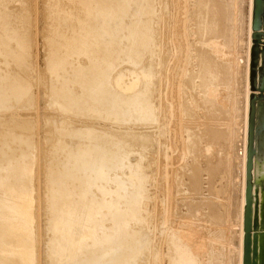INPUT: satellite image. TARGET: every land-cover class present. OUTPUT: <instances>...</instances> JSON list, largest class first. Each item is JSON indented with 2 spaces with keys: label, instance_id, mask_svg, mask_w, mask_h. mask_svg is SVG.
<instances>
[{
  "label": "rangeland",
  "instance_id": "1",
  "mask_svg": "<svg viewBox=\"0 0 264 264\" xmlns=\"http://www.w3.org/2000/svg\"><path fill=\"white\" fill-rule=\"evenodd\" d=\"M51 1L52 0H15L9 5V7L14 8L24 4L26 9H30H28L27 13V16L30 17L28 31V33L30 32V41L27 46L28 53L30 51V60H28L27 67H23V71L22 69L19 70L14 62H12L10 68L11 71L13 70L12 73L18 72L21 73V76H26V81L32 83V86L29 85L31 89L30 95L28 96L29 98L23 99L20 103L16 102L7 110H2L0 112V117L4 119H0V139L1 135L16 128V131L20 132L19 135L24 133L25 136L28 137V141L31 143L32 139L34 143L31 144H35V147L31 144V147H29V154H34L31 157H35V161L29 155L27 156V160L28 162L33 160L35 163L34 180H32V183L33 181L34 183L32 185L35 187L34 215L36 217V264H62L55 255L53 256L50 247L51 241L54 240L55 237L51 229V217L53 215L51 212L53 202L51 195H53V187L57 184L51 181L48 169H50L49 165L51 164V167H57L59 169V173L63 174L65 172L67 154L63 149L69 145H74V147L77 145L73 143L74 141L72 142V140L70 142L65 141V139L68 140L66 137V130L69 127L71 129H80V127L87 129L88 127L95 135L99 133L97 135L101 137V142L103 141L106 143L109 141L118 144L116 145V149L119 155L122 156L119 158L121 160L123 159L125 169H118V163H113L110 166H103L102 169L105 170L104 174H102V180H98V185H101L102 188L93 187L92 194L94 193L93 195L95 197H92L95 201L102 202L101 205L104 203L103 206H106L107 202H120L121 211L117 214L118 217H116L118 209L111 208L108 210V208H104V213L102 212L100 215L101 221H99L101 226L100 233L102 234L101 238H103V236L105 237L103 234H114L115 241L112 247L113 249H119V254L126 255L130 250H139V252L135 250L136 258L134 257L127 264H178L176 257L178 258V251L182 249L184 245L187 248L189 246L193 250L198 264H237V258L239 257V243L237 242L239 239V237H237L239 236V209L237 210V202L241 197L242 176L240 177V173L237 172V165L235 162L237 156L235 155L234 149L236 141H238L237 135H241L237 129L241 128V126L238 125V122L242 120L241 117H239V109L244 108L242 102L244 101L243 99H245L243 92L245 79L243 83L241 78L240 80L243 84H240L235 64L238 51L241 52L242 49L245 48V44L243 43L244 45H242V47H244L240 49L238 40V35L240 34L239 21L244 17L243 21H245L244 31L246 38L248 33V15L250 11L249 1L243 0L242 4L240 0H209V6H211V4H218V6L223 4L221 7L224 8L223 20H225L223 21V26L225 27H223V32L225 36L222 35L223 39L220 41V43L223 44L218 46L219 52L217 47H214L216 44H213V46H211L213 50L210 48L212 50H210V52L211 54L213 52L214 58H216L218 53L224 54V57L229 59L226 63H230L229 65L232 66V68L229 67L227 69L230 73L222 69L218 74V78H215L216 80H211L210 78L203 87V80L199 77V71L202 73L201 60L206 54V47H209L208 41L205 40H208L211 35L207 34V32H201L199 34L197 31L196 23H198V20L195 15L198 10V8L195 7L197 1L157 0L155 4L156 1L154 0L156 9L158 8L157 10H160L158 13V21L155 23V29L153 30V36L156 41V46L154 45V47L157 49L158 53V56L153 59L155 67L154 79H152V87L154 86V89L152 88L154 91L152 97L155 99L153 105L155 106V120H153V124L149 126L143 124V126L141 124L122 125L121 122H119V124L118 122L114 124L115 121L108 117L110 114V106L108 104L103 107L102 115L99 118L91 112L85 113L86 115L84 116L76 115L73 112L65 113L52 102L51 98L49 99L48 95H51V80L49 76L50 71H48V61L53 51L49 36L56 28H58L59 32L67 31L69 35L70 33L72 34L74 32L73 27L79 26L78 19L76 18L82 16V11L79 9L78 12L75 6L70 4L67 0L56 1L58 5L61 2L59 6L64 8L66 13L64 10H62L63 12L59 10L56 11V9L60 7L55 5V0L52 1L53 4H51ZM162 3L165 4L163 7ZM69 5H72V7H69V10L74 6L76 11L73 9L69 12ZM213 5L211 7H213ZM211 10L210 12L212 14L214 9ZM161 11L163 13H161ZM75 12L76 14L78 13V15L75 14L73 16ZM69 13L70 16L68 17ZM53 15L55 16L52 18L51 16ZM208 16H210V13ZM71 17H73V19H71ZM210 17H212V15ZM161 18H164V21ZM55 24L59 26L54 27ZM203 33L204 35H202ZM203 53L205 54L203 55ZM147 57L149 58V56ZM147 57H144L146 60L143 59L142 64L144 63L147 65V63H149L150 60ZM81 60L85 61V57H82ZM137 60H139V58ZM110 63L114 64L115 68L105 70L104 75L108 79L107 84H116L113 85L114 87L108 85L109 87L112 86L111 88H113V90L111 89V91L113 93L117 91L118 93V74L120 70L125 68L130 69L132 65L127 60L121 62V64L117 59H114V61L113 59L111 61L107 59L103 62L106 66ZM29 64L31 65L29 66ZM119 67L120 69L118 71ZM136 69L138 70L139 67ZM22 73L24 74L22 75ZM112 75H114V77ZM69 76V74H60L59 78ZM208 85L209 88L206 87ZM6 112L8 113L6 114ZM3 114L4 116H1ZM13 114L16 117H13ZM14 118L16 119L15 121H13ZM128 126L130 130L127 128ZM127 130L129 132L131 131L132 134L129 135L130 133L127 132ZM123 131H126V135L123 134ZM133 131L134 133L136 131L135 134L140 138L136 137ZM218 134L221 136H218ZM144 135H148L150 137L149 140L144 139L143 141ZM123 136L125 139H123ZM57 137L60 138L58 139L60 140L59 147L62 148V151H57L55 149V140H57ZM117 139L122 143L118 142ZM123 140H125V143L129 141L127 142L128 144H125ZM241 142H243L242 139L239 141V144H241ZM137 143L139 145L142 143V145L139 146ZM10 146L17 151L19 143L10 141ZM241 147L242 145H239V148ZM141 150L145 151L141 152ZM232 159L234 161L233 163ZM138 160H140L139 162L141 164L138 165L140 168L143 166L144 169H138ZM239 160L241 159L239 158ZM230 162L234 165H231ZM132 166H134V168ZM239 169L241 171V168L238 166V171ZM137 172H140V175ZM142 172L144 173L142 174ZM195 173L196 175H194ZM141 175L144 176H142V181ZM24 179L25 178L22 180ZM13 180L15 179L13 178ZM145 180L147 181L145 182ZM120 181L124 182V186H127L123 188L125 190L120 189L118 184ZM107 184L109 185L108 188ZM109 189L112 190L110 191ZM134 189L137 190V192H135ZM113 190L116 193L119 191L120 193L122 191L125 192H122L119 198L116 197L118 194H113ZM105 196L107 197L105 198ZM140 202H142V204ZM233 202H235V204ZM39 203H41V205ZM139 203L141 206H139ZM128 204L134 209L132 210L131 206ZM49 207H51V209ZM131 210L133 213H131ZM138 211L141 215L138 214ZM37 213H40V216H38ZM125 214L126 217H124ZM131 215L133 217L136 215V217L133 218ZM118 220H120V222ZM122 220H124V224ZM121 224L127 226L123 227ZM102 230L105 232L102 233ZM234 235L237 236L233 239ZM106 243L104 242V244ZM178 244L181 247L178 246ZM93 246L94 245L91 244L89 250L98 251L100 253L98 257H100L101 254H105L103 261L105 264H109L113 254H109L110 250L108 251V246ZM141 253L143 256H141ZM234 256H236L235 260ZM83 257L84 255H81L78 260L80 261ZM10 260L11 262H7L8 264H14L16 261L14 258ZM0 264L2 263L0 262Z\"/></svg>",
  "mask_w": 264,
  "mask_h": 264
},
{
  "label": "bare ground",
  "instance_id": "2",
  "mask_svg": "<svg viewBox=\"0 0 264 264\" xmlns=\"http://www.w3.org/2000/svg\"><path fill=\"white\" fill-rule=\"evenodd\" d=\"M14 1L15 0H0V112L2 110H7L9 107L12 106V104L16 102L20 103L23 101V99L27 98L30 95V90H31L29 85L32 86V83L30 82L28 83L26 81L27 80V78L25 79L26 76L23 77L20 75L21 73H18V72L12 73L13 70L11 71V68H10V65L12 64V62H14V64L17 65L18 69L19 70L22 69L23 71V67L28 65V60H30L29 58L30 51L28 53V50H27L28 42L30 41V35H29L30 32L28 33L30 17L27 16L29 8L26 9V7H24V4L23 5L21 4L20 6L15 5L16 7L14 8L9 7L10 3ZM56 1L58 2V0L54 1L55 5H58L56 4ZM67 1L70 4H73L75 8L78 10V12L80 9V11H82V16L80 17L78 16L76 18L78 19L79 26L73 27L74 32L72 34L70 33V35L68 34L67 31L59 32L58 28L54 29L53 31V28H52L53 32L49 36V40L53 46L52 47L53 51L51 53L52 55L48 61V69H49L48 71H50L49 76L51 80L50 82L51 83V87H50L51 95L50 96L48 95L49 99L51 98L52 102H54L56 106H58L59 109L65 113L73 112L76 115L84 116L86 115L85 113L91 112L100 118L103 112V107L108 104L110 106V114L108 117H110L111 119L115 121L114 124L115 123L117 124V122L118 124L119 122H121L122 125L123 124H128V125H131V124L133 125L141 124L142 125L143 124V125L149 126L153 124V120H155V116H154L155 106H153L155 99L152 97V93L154 92L153 91L154 86L152 87V82H153L152 79H154L153 77H154V67H155L153 59L156 58V56H158L157 49L154 47V45L156 46V41L153 36V30L155 29V23L158 21V18H159L158 13L160 10V9L157 10L158 8L156 9V5H154V2L156 1L155 2L156 4L157 0L155 1L154 0H67ZM164 1H167V0H164ZM196 1L197 3L195 7L198 8V10L196 9L197 13H195L196 19L198 20V23H196L197 31L199 34L201 32H204V33L207 32V34L211 35L209 36L208 40H205V41H208L209 43V47L208 46L206 47L207 50L209 51L206 50L205 51L206 54L203 53V55L205 54V56L203 58L204 60L203 59L201 60L202 73L199 71L200 73L199 77L202 78L203 80L202 85L204 87L206 84V81H209L210 78L211 80L215 79L216 77L218 78V74L221 72L222 69H225L226 72L228 73L229 70L227 69L229 67L232 68V66L229 65L230 63L229 64L226 63V61L229 59L228 58L226 59L224 57V54L218 53V55H216V58H214L213 52L212 54L210 52L211 49L213 50V48H211L213 44H216V46L214 47H217V49H218V46H221L223 44V43H220V41H222L223 39L222 35L225 36L223 32V27H224L223 21H225L223 20V14H224L223 9L224 8L221 7L223 6V4H221V6H218V4H215V5L211 4V6L213 5V7H211L209 6L210 5L209 0L207 1L196 0ZM242 1L243 0H240L241 3ZM248 1L250 3L249 5L250 11L248 15L249 17H248L247 37L245 38V31H244L245 21H243L244 17L241 18L239 21L240 34L238 32L239 34L238 40L240 43V49L244 47V46L242 47V45L244 44H245V48H243L241 52L238 51V55L236 57V64H235L239 80L242 78L243 80L242 82L244 83V79H245L244 89H243L245 99H243L244 101L242 102L244 108L239 109L240 111L239 117H241L243 121L237 120L239 121L238 125L241 126V128H238L237 130L240 132L241 135H237L238 141H236V146L234 149L235 155L237 156L236 161H235L237 165V172L240 173V177L242 176L241 177L242 178L241 197H240V200H238L237 202L238 203L237 210L239 209V227H238L239 236H237L238 235L237 234V235H234L233 237V239L236 236L239 237V239L236 238L239 240V241L237 240V242L239 243L238 244L239 257L237 258L238 260V263L236 262L237 264L244 263V237H245L244 221H245V206H246V189H247V181H248L247 161H248L250 100H251V95L253 93H257V94L259 93L258 91L254 92L251 88V60H252V48L254 45V42H253L254 0H248ZM51 4H53V2ZM164 5L165 4H163L162 7ZM70 6L72 7V5H69L68 10ZM74 6L70 10H73ZM211 9L212 10L214 9L212 14L210 12ZM58 10L59 11L64 10L65 12V9L61 7L59 9H56V11ZM74 11L76 10L74 9ZM161 13L163 12L161 11ZM209 13H210V16L212 15V17L208 16ZM75 14L76 12L73 14V16ZM76 15H78V13ZM54 16L55 15L51 17L53 18ZM69 16H70V13L68 17ZM59 19H60V16H59ZM71 19H73V17H71ZM61 23H62V20H61ZM57 24H55L54 27H58L59 25L56 26ZM204 33L202 35H204ZM261 47L263 49L264 44ZM218 52H219V49H218ZM147 56H149V58ZM82 57H85V61L81 60ZM144 57H147L150 60L149 63H147V65L144 63L142 64V60L144 59ZM138 58L139 60H137ZM107 59H109V61H111L112 59L113 61L114 59L115 60L117 59V61H119L120 64L121 62L127 60L132 65L131 66L132 68L130 67V69L125 68L123 70H120L118 74V78H119L118 88H117L118 93L116 91L117 89L114 90L116 91V93H113L111 91V89L113 90V88L111 87L116 84H113V85L107 84L108 79L104 75L105 70H110L112 68L113 69L115 68V65L112 63H110L107 66L103 64V62ZM239 59L241 63L243 64L240 63ZM144 60H146V58ZM262 61H263V56L260 53L259 67L262 64ZM30 65L31 64H29V66ZM138 67L139 69L137 70L136 68ZM119 69L120 67L118 68V71ZM24 73H22V75ZM60 74H69L70 76L59 78ZM112 76L114 77V75ZM242 82L240 80V84H243ZM108 85H112V86L109 87ZM206 87L209 88V85ZM7 113L8 112H6V114ZM1 116H4V114ZM12 116L16 117L14 116V114ZM1 118L2 117H0V119ZM104 118H107V117H104ZM15 120L16 119L14 118L13 121ZM11 122H12V119H11ZM0 125H1V122H0ZM81 128L82 127H80V129H71L69 127L66 130V137L68 140L65 139V141L70 142L72 140V142L74 141L73 143L77 145L75 147L74 145L73 146L69 145L63 149V151L67 154L65 172L63 174L59 173V169L57 167L55 168L51 167V164L49 163L50 169H48V171L51 176V181L54 184H57L54 187L52 186L53 195H51L53 198L52 211H51L53 214L51 217V221H52L51 229L53 233L55 234L54 240L51 241V245H50L51 252L53 256L55 255L60 261V263L62 264H105V262L103 261L105 254H101L100 257H98V255L100 254L98 251L89 250L91 244L94 245L95 247L97 246L102 247L103 245H105V247L108 246L107 247L108 251L110 250L109 254L110 253L113 254L109 261L110 262L109 264H127L131 259H133L134 257L136 258V253H135L136 249L130 250L126 255L119 254L118 253L119 249H113L112 247V244L115 241L114 234H103L105 235V237L103 236V238H101L102 234L100 233L101 226L99 224V221H101L100 215L102 214L103 210H105L104 208H108V210L111 208L118 209L119 211L117 210L116 212V217H118L117 214L121 211L120 202H107L106 203L105 201L107 205L103 206L104 203L103 205H101L102 202L101 203L97 202L92 197L94 196L93 195L94 193L92 194L93 187L96 186L99 189L102 188L101 185H98V180L100 181L102 180L101 179L102 174H104V170H105V169H102V167L110 166L113 163L115 164L118 163L117 165L118 169H123L125 167V163L123 162V159L122 160L120 159L122 156L119 155V152L116 149V145H118L117 143L115 144L114 142L112 143L109 141L106 143H104L103 141L101 142L100 140L101 137L97 135L99 133L96 132L97 134L95 135V133H93L92 130H90V128L88 127L87 129H83V128L81 129ZM127 128H129V126ZM123 132H124L123 134H125L126 131H123ZM127 132L129 131L127 130ZM19 133H20L19 131L18 132L16 131V128L13 130L11 129L7 133L1 135V139H0L1 141L0 142V262L2 264H8L9 261L11 262L10 260L11 258H14V260L16 259L14 264H36V236H35L36 217L34 215V207H35L34 188L35 187H33L32 185L34 183V181L32 183V180H34L33 177L35 173L34 171L35 157L32 158L31 156H33L34 154L33 155L29 154V149H30L29 147H31L32 145L31 143H34V141L31 139L32 142L30 143V141H28V137L25 136L24 133L21 135H19ZM129 133H130L129 135L132 134L131 131ZM135 133L134 135H136V137H139ZM219 135L220 134H218V136ZM149 138L150 137L148 135H144L143 141L144 139L149 140ZM239 138L240 140L241 139L243 140L241 144H239V141H240ZM58 139L60 138L57 137V140H55L56 141L55 149L57 151H62V148L59 147L60 140ZM118 139L117 141L120 142V140ZM123 139H125V137ZM141 140H142V137H141ZM10 141H14V142L16 141L19 143V147L17 148V151H15L16 150L15 148H12L10 146ZM123 141L125 143V140ZM132 144H133V140H132ZM140 145H142V143ZM239 145H242V147L239 148ZM263 145H264V142H263ZM32 146L35 147V144ZM146 148H147V145H146ZM142 151L143 150H141V152ZM16 152H19V153H16ZM28 155L34 160V161L32 160L33 162L32 161L28 162L27 160ZM239 158L241 160H239ZM139 161L140 160H138L137 162ZM233 162L234 161L232 159V163ZM232 163L231 165H234ZM138 164L141 165L140 162L137 163V165ZM238 166L241 168V171L240 169L238 171ZM132 167L134 168V166ZM142 168L143 166L141 168L139 166L138 169H142ZM137 173L139 174L140 172H137ZM143 173L144 172H142V174ZM252 173H253V177H252L253 190L252 191H253V196L255 199L254 201H256L257 198L259 200L258 215H259V222L261 224L260 230L262 231L264 229L263 224H262V220L264 218V146L262 148V151L260 150V152H258L254 156V164H253ZM194 175H196V173ZM142 176L143 175H141V181L144 177ZM13 178L15 180H13ZM23 178L25 179L22 180ZM144 179H148V178H144ZM236 180H237V177H236ZM146 181L147 180H145V182ZM118 184H119L120 189H123L126 186V185L124 186V182H121V181ZM108 186L109 185L107 184V188ZM122 192H125V191H122ZM135 192H137V190H135ZM114 193L118 194V196L116 197H119V198L121 197L120 191L116 193L113 190V194ZM106 197L107 196H105V198ZM140 203L142 204V202ZM233 203L235 204V202ZM39 204L41 205V203ZM135 204L137 205L136 202ZM141 204L139 206H141ZM253 205L255 208V202ZM49 208L51 209V207ZM39 209H40V206H39ZM133 209L134 208H132V210ZM132 210H131V213H133ZM126 214L124 217H126ZM138 214H139V211H138ZM139 215H141V213ZM38 216H40V213L38 214ZM124 217H121V218H124ZM131 217L133 216L131 215ZM134 217H136V215ZM133 220H136V219H133ZM118 221L120 222V220ZM123 222L124 220H122V223ZM126 226L127 225H123V227H126ZM129 226H130V223H129ZM103 232L105 231L102 230V233ZM133 234H132V237L134 239ZM104 242L105 243L107 242V243L104 244ZM178 246L180 245L178 244ZM81 255H84V257L79 261L78 259ZM141 256H143L142 253H141ZM177 256L178 258L176 257V259H177L178 264H198L196 261L195 253L189 246L187 248L184 245V247L178 251ZM235 257L236 256H234V260H235ZM260 264H264V254L262 255V257H260Z\"/></svg>",
  "mask_w": 264,
  "mask_h": 264
},
{
  "label": "water",
  "instance_id": "3",
  "mask_svg": "<svg viewBox=\"0 0 264 264\" xmlns=\"http://www.w3.org/2000/svg\"><path fill=\"white\" fill-rule=\"evenodd\" d=\"M253 30L251 88L254 92L258 91L259 93H253L250 100L243 264H260V257L264 254V229L263 232L260 230L261 224L258 215L259 200L257 198L254 201L252 191L254 156L260 150L262 151L264 146V48L261 47L264 44V0H254ZM260 53L263 56V61L259 67ZM262 224L264 227V218Z\"/></svg>",
  "mask_w": 264,
  "mask_h": 264
}]
</instances>
